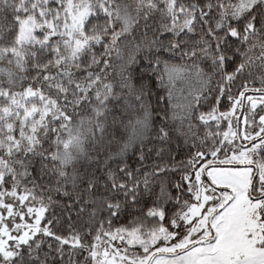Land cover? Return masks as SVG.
<instances>
[{
  "label": "snow or ice",
  "instance_id": "snow-or-ice-1",
  "mask_svg": "<svg viewBox=\"0 0 264 264\" xmlns=\"http://www.w3.org/2000/svg\"><path fill=\"white\" fill-rule=\"evenodd\" d=\"M0 264H264V0H0Z\"/></svg>",
  "mask_w": 264,
  "mask_h": 264
}]
</instances>
